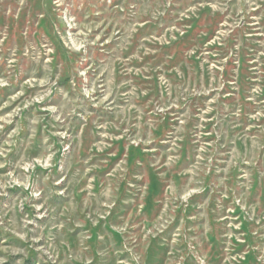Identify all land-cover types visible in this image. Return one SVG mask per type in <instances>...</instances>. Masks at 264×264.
Listing matches in <instances>:
<instances>
[{"label": "rangeland", "instance_id": "obj_1", "mask_svg": "<svg viewBox=\"0 0 264 264\" xmlns=\"http://www.w3.org/2000/svg\"><path fill=\"white\" fill-rule=\"evenodd\" d=\"M0 264H264V0H0Z\"/></svg>", "mask_w": 264, "mask_h": 264}]
</instances>
